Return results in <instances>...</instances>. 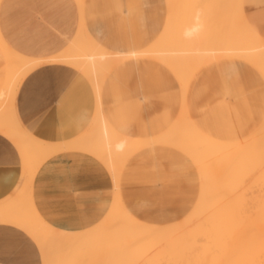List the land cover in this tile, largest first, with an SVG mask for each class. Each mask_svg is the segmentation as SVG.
I'll list each match as a JSON object with an SVG mask.
<instances>
[{"label":"crops","instance_id":"0c3cea01","mask_svg":"<svg viewBox=\"0 0 264 264\" xmlns=\"http://www.w3.org/2000/svg\"><path fill=\"white\" fill-rule=\"evenodd\" d=\"M228 1H210L214 8L210 14L199 10L193 14L192 6L204 2L0 0V35L11 49L38 59L62 52L81 26L111 53L141 52L162 36L181 35L180 31L195 30L197 26H202L201 35L205 36H221L231 31V26L226 24ZM206 3L209 5V1ZM241 15L264 38V0H242V11L235 20H243ZM7 69L0 43V93ZM198 71L191 80L187 102L191 117L203 131L221 138L222 128L246 134L256 126L264 115V83L251 65L223 58L208 62ZM71 76L72 71L65 66L43 64L28 75L20 87L19 117L42 140L74 139L88 128L94 117L96 94L91 82L80 73L70 79ZM178 98L177 106L173 100ZM182 101L181 86L172 71L145 57L117 63L104 79L100 91L103 115L118 132L136 138L155 137L167 130L177 119ZM161 103L166 104L165 110L155 107ZM133 117H137V121L131 124ZM120 123L124 127L116 128ZM191 170L189 160L176 150L148 147L122 171V200L135 217L149 224L177 223L193 210L200 191V180L187 173ZM28 177L29 166L19 147L7 140L0 130V207L18 196ZM113 191L112 175L101 162L80 153L59 155L47 161L35 176L32 209L36 208L42 218L58 229H93L105 223L103 218L112 208ZM0 264H45V261L41 248L27 231L0 222Z\"/></svg>","mask_w":264,"mask_h":264},{"label":"bare ground","instance_id":"6f19581e","mask_svg":"<svg viewBox=\"0 0 264 264\" xmlns=\"http://www.w3.org/2000/svg\"><path fill=\"white\" fill-rule=\"evenodd\" d=\"M173 1L174 0H169L170 4L174 2L176 4V1L178 0ZM197 1L204 2V0ZM206 1H209V5ZM206 1L204 4L202 3V5L197 4L198 6H192V13L194 14L199 10L204 14H210L214 9L212 8L213 6H210V1L213 0ZM204 5L206 6L204 7ZM207 5L210 6L211 9ZM240 11H242V0L228 1L225 5V13L229 18L226 21L228 26H231L230 24L232 21H235L236 16ZM241 16L243 19L242 24L244 25L239 27L231 26V31L225 32V34L221 36L201 35L203 33L201 30L202 26H197L195 30L185 29L186 31H180L181 35L175 34L176 36H162L141 52L124 54L109 52L91 38L82 29V26L73 41L62 52L44 59L30 58L16 52L7 46L0 35V43L4 49L8 64L6 81L4 88L0 93V130L3 131L7 140H11L17 147H19L24 161L27 162L29 166V177L21 192L12 202L0 207V222L13 224L27 231L41 248L45 264H59L60 261H62L63 264H110L106 257H103L102 259L87 258L74 261V255L71 256V250L77 244L78 249H80V251L82 250L85 245V241L82 237L88 233H92L94 228L82 231L58 229L42 218L36 208L32 209V205H34L32 183L42 166L56 156L80 153L101 162L104 167L110 171L112 177L114 173L117 172L114 170L112 171V168L115 166L119 168V175L116 178L119 185L118 202H120L121 211L128 222L130 224L133 223L134 225L129 224V226L121 233L120 238L122 239L117 242L116 247L118 250L126 252L125 254L128 256L129 254H133L137 249L134 241L137 237L142 236L143 238H146L153 234L164 233L171 230L178 222L170 225H152L138 219L128 210L120 194V179L122 171L127 164L143 152V150L154 146L176 149L182 155L187 157L196 167L202 166L205 160H208L207 163H212L224 156L223 153L226 152L227 146L226 140L229 136V127L222 128L221 132L223 136L221 138H214L209 133L203 131L189 113L187 94L195 73L212 60L223 58L239 60L251 64L264 76V38H262L261 35L249 25L248 20L244 15ZM182 33L184 35H182ZM137 57L149 58L171 70L180 83L183 95L181 111L174 123L163 133L150 138H136L118 132L111 125L109 119L103 115L102 104L100 102L102 83L112 68L123 60ZM53 63L69 68L72 71V76L77 73L84 75V77L91 82L94 89L93 92L95 91L96 94V111L94 112V117L90 125L80 136L65 142H49L34 135L32 129L23 124L17 109V96L26 77L39 66ZM156 80L157 78L154 79L153 86L155 85ZM72 85L70 86L71 88ZM76 87L77 86L75 85V88ZM82 91L83 96H85L83 89ZM90 108L92 109V106ZM246 111L247 109L245 112ZM52 113L54 112L52 111ZM246 116L247 115H245V117ZM236 119L238 120V118ZM67 123L65 125L69 124ZM259 123V128L262 134L258 148H256L255 153L251 154L250 158L251 160L262 162L261 182L264 184V115L261 116ZM77 124H79V121ZM243 158V154H240L230 163L227 171L224 170L222 173L225 175L232 173L237 177V166ZM218 177L219 175L215 176V179L210 186L211 188H202L199 191L197 202L193 210L195 208L202 212L209 210L210 206L214 203V199L209 198L206 200V197L209 193L218 188L219 179H216ZM113 179L115 180V177ZM206 201L207 203H205ZM117 209L112 204L111 210L103 218V221H106V217L110 214H114ZM234 209L236 211L234 216L237 218L238 214H240V209H242V203L236 202L234 204ZM249 229H251L253 233L252 239L250 240L253 248V255L254 257L262 256L263 259L257 264H264V193L257 197L256 203L251 209ZM100 244L108 247L110 242L104 241L100 242L99 245ZM148 249H146V252ZM111 264L122 263H117V261H115Z\"/></svg>","mask_w":264,"mask_h":264},{"label":"rangeland","instance_id":"374dc122","mask_svg":"<svg viewBox=\"0 0 264 264\" xmlns=\"http://www.w3.org/2000/svg\"><path fill=\"white\" fill-rule=\"evenodd\" d=\"M242 23V20H235L230 25L239 27L244 25ZM254 69L264 83L262 73L256 68ZM173 101L177 106L179 105V98ZM155 107L165 110L166 104L161 103ZM128 118L130 119L131 117ZM260 120L246 134L229 128L226 152L223 153L224 156L222 158L217 159L215 162L207 163L208 160H205L202 166L196 167L186 157L192 168L187 173L200 180V190L202 188H211L210 186L215 176L219 175L216 178L219 179L218 188L206 197V200L213 198L214 203L205 212L195 208L167 232L153 234L146 238L137 237L134 240L137 249L128 256H126V252L116 248L117 242L122 239L120 238L121 233L130 223L122 213L121 204L118 202L119 185L116 178L119 175V168L117 166L112 168V171H117L112 177L115 191V195L113 191L114 200H112L113 205L116 209L118 207V209L114 214L106 217L103 225L97 226L92 233L82 237L85 245L81 251L78 249V244L72 248L71 256L74 255V261L106 257L110 264L115 261L122 264L259 263L263 258L262 256L254 257L253 255V248L250 243L253 233L249 229V221L251 209L255 205L257 197L264 193V184L261 182L262 162H257L250 158L251 154L256 152L262 134L259 128ZM136 121L137 117H133L131 124ZM157 123L159 124L160 121H157ZM122 127H124L122 123L116 126V128ZM176 151L179 152L178 150ZM240 154H243L244 158L238 163L237 177L232 173L223 174L222 171H227L230 163ZM114 177L115 180L113 179ZM236 202L242 203V209H240V214H238L237 218L234 216L236 214L234 209ZM104 241L110 242V245L108 247L99 245L100 242ZM146 249H148L147 252ZM59 264H63V262L60 261Z\"/></svg>","mask_w":264,"mask_h":264}]
</instances>
